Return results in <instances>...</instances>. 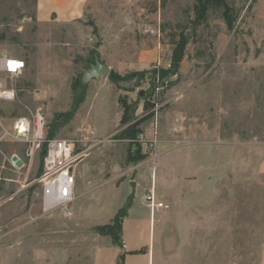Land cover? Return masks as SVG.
Listing matches in <instances>:
<instances>
[{
  "label": "rangeland",
  "instance_id": "374dc122",
  "mask_svg": "<svg viewBox=\"0 0 264 264\" xmlns=\"http://www.w3.org/2000/svg\"><path fill=\"white\" fill-rule=\"evenodd\" d=\"M212 1L193 31L198 0H88L81 19L43 23L37 0H0V55L25 63L4 78L16 97L0 117L39 109L48 136L93 141L69 218L42 211L40 153L1 144L0 264H93L97 248L123 246V228L152 264H264V0ZM181 34L177 74L157 85H81L94 58L112 74L169 70ZM119 96L137 104L131 141L118 138Z\"/></svg>",
  "mask_w": 264,
  "mask_h": 264
},
{
  "label": "built area",
  "instance_id": "2783aa9c",
  "mask_svg": "<svg viewBox=\"0 0 264 264\" xmlns=\"http://www.w3.org/2000/svg\"><path fill=\"white\" fill-rule=\"evenodd\" d=\"M24 69L25 63L19 57L9 53L0 55V103H11L16 97L15 89L6 83L4 78L13 80L19 77ZM45 126L44 116L39 109L30 116L16 117L9 124L0 117V146L3 143L21 144L26 147L29 155L43 151L41 174L35 180L40 187L42 211L50 213L58 210L61 216L69 218L77 198L74 189L75 168L88 153L86 144L93 141L86 137H49ZM158 201L157 199L152 204L163 207ZM2 238L0 226V241Z\"/></svg>",
  "mask_w": 264,
  "mask_h": 264
},
{
  "label": "trees",
  "instance_id": "16d2710c",
  "mask_svg": "<svg viewBox=\"0 0 264 264\" xmlns=\"http://www.w3.org/2000/svg\"><path fill=\"white\" fill-rule=\"evenodd\" d=\"M211 0H198L199 8L197 9V12L195 13V19L193 22H191L192 30L194 31L203 21L205 17V10L207 6L209 5V2ZM220 3L224 6V0H213L212 2ZM225 11L227 9L225 8ZM224 18L227 26L230 28L233 24V19L228 15V13H224ZM187 45V38L181 34L179 36L178 41L174 44V48L171 53L170 58V69L169 70H163V69H153L152 71H131L124 75L120 74H112L111 71L108 75L109 79L116 85L117 89H122L124 92H132L136 88H138L141 84V82L146 78L148 74L152 75L151 84L157 85L159 82H162L163 79H165L169 74L176 75L178 68L184 58L185 55V48ZM122 83L129 84L130 87H122ZM162 84V83H161ZM82 85V84H81ZM118 104L120 106V112L121 116L119 119V126L123 127V129L118 134V138L120 140H134L137 131L136 126L138 122L134 120V113L137 109L136 102H128L125 97H118L117 99ZM147 104H143V109H146ZM75 107V106H74ZM73 107V108H74ZM76 109V108H75ZM69 116V115H68ZM70 119V116L67 118ZM49 137H53V132H50ZM40 157L42 159L43 157V151L40 153ZM119 225V224H116ZM114 245H118L116 242L113 243ZM119 249H123V246H119ZM124 259V254H120L118 257L117 264H122Z\"/></svg>",
  "mask_w": 264,
  "mask_h": 264
},
{
  "label": "crops",
  "instance_id": "0c3cea01",
  "mask_svg": "<svg viewBox=\"0 0 264 264\" xmlns=\"http://www.w3.org/2000/svg\"><path fill=\"white\" fill-rule=\"evenodd\" d=\"M87 2L88 0H37V20L39 23L48 22L53 14L61 18L79 20L84 15L83 10L85 9ZM87 133H92V135H96V137L100 136V133L98 132L96 134L92 131ZM86 171L87 168L85 164L82 163L78 164L75 169L76 179L74 189L77 198L83 194L82 188L77 182V175L83 176ZM124 230L125 229L123 228V249L121 250L113 244L99 247L94 252L93 264H117L118 257L121 253L124 254L122 264H152V254L150 251L146 250L143 253L137 252L146 244L145 242L143 243V239H139L138 242H135V239L131 236V232L129 230Z\"/></svg>",
  "mask_w": 264,
  "mask_h": 264
},
{
  "label": "water",
  "instance_id": "95a60500",
  "mask_svg": "<svg viewBox=\"0 0 264 264\" xmlns=\"http://www.w3.org/2000/svg\"><path fill=\"white\" fill-rule=\"evenodd\" d=\"M110 73V68L105 64H102L98 61L97 58H94L93 64H90L88 68L82 73L81 77V84L85 85L91 80L98 81L100 78H107ZM143 91H140V96H143ZM11 161L15 163L17 167H22L21 161L16 157L13 156ZM132 191H134V183H131Z\"/></svg>",
  "mask_w": 264,
  "mask_h": 264
},
{
  "label": "bare ground",
  "instance_id": "6f19581e",
  "mask_svg": "<svg viewBox=\"0 0 264 264\" xmlns=\"http://www.w3.org/2000/svg\"><path fill=\"white\" fill-rule=\"evenodd\" d=\"M154 190H152L150 193L152 194L153 193V197L152 196H149L148 200L149 202H155L156 199H157V196H156V193L153 192Z\"/></svg>",
  "mask_w": 264,
  "mask_h": 264
}]
</instances>
